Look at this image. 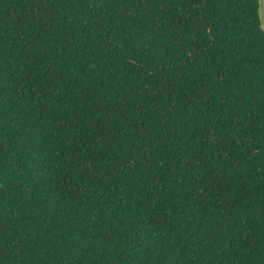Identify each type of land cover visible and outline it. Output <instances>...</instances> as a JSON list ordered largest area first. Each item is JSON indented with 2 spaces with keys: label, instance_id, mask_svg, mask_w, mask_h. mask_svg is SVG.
<instances>
[{
  "label": "trees",
  "instance_id": "obj_1",
  "mask_svg": "<svg viewBox=\"0 0 264 264\" xmlns=\"http://www.w3.org/2000/svg\"><path fill=\"white\" fill-rule=\"evenodd\" d=\"M260 0H0V264H264Z\"/></svg>",
  "mask_w": 264,
  "mask_h": 264
},
{
  "label": "rangeland",
  "instance_id": "obj_2",
  "mask_svg": "<svg viewBox=\"0 0 264 264\" xmlns=\"http://www.w3.org/2000/svg\"><path fill=\"white\" fill-rule=\"evenodd\" d=\"M259 3H260L259 15H260L261 27L264 31V0H260Z\"/></svg>",
  "mask_w": 264,
  "mask_h": 264
}]
</instances>
